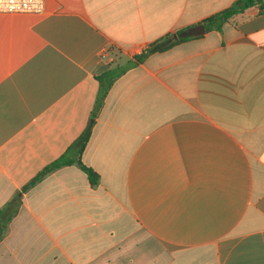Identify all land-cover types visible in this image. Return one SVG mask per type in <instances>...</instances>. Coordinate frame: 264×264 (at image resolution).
Instances as JSON below:
<instances>
[{
    "label": "crops",
    "instance_id": "0c3cea01",
    "mask_svg": "<svg viewBox=\"0 0 264 264\" xmlns=\"http://www.w3.org/2000/svg\"><path fill=\"white\" fill-rule=\"evenodd\" d=\"M236 1L0 13V264H264V0L135 60ZM88 130L97 185L74 164L25 190Z\"/></svg>",
    "mask_w": 264,
    "mask_h": 264
},
{
    "label": "trees",
    "instance_id": "16d2710c",
    "mask_svg": "<svg viewBox=\"0 0 264 264\" xmlns=\"http://www.w3.org/2000/svg\"><path fill=\"white\" fill-rule=\"evenodd\" d=\"M260 6L263 7V0H237L234 2L229 8L209 17L203 22V25L206 28L207 32L210 31H220L223 28V25L227 23L230 19L234 16L243 13L249 8ZM188 29L179 30L174 34H167L165 37L153 42L148 49H146L142 54L135 57L137 62L144 61L148 56L165 52L174 46L189 41L191 39H195L198 37H181L182 34L187 31ZM178 35L179 39L175 40L174 36ZM128 68H118L116 72H111L107 74L104 78H108L107 89H109L113 83L116 81L118 77H120ZM104 78H98L99 81L102 82ZM90 136V131L88 130L79 143L75 145L72 154H66L62 158H60L57 162H55L48 171H45L39 176L35 181H33L29 186L25 188L27 190L30 186L34 185L38 180H40L44 175L48 172L62 168L68 165H78L82 170L86 172L89 177L90 182L92 185H97L99 182V175L92 169L86 166L82 162V153L85 150L87 141ZM21 204V196L17 197L13 201H11L4 209L0 211V240L4 237L5 233L8 230L9 223L13 220L16 216L18 209Z\"/></svg>",
    "mask_w": 264,
    "mask_h": 264
},
{
    "label": "built area",
    "instance_id": "2783aa9c",
    "mask_svg": "<svg viewBox=\"0 0 264 264\" xmlns=\"http://www.w3.org/2000/svg\"><path fill=\"white\" fill-rule=\"evenodd\" d=\"M45 12V0H0L1 14L42 15Z\"/></svg>",
    "mask_w": 264,
    "mask_h": 264
},
{
    "label": "water",
    "instance_id": "95a60500",
    "mask_svg": "<svg viewBox=\"0 0 264 264\" xmlns=\"http://www.w3.org/2000/svg\"><path fill=\"white\" fill-rule=\"evenodd\" d=\"M205 33H206L205 26L203 24H200V25L194 26V27L188 29L187 31H185L181 37H183V38H185V37H200V36L205 35ZM174 39L178 40L179 36L175 35Z\"/></svg>",
    "mask_w": 264,
    "mask_h": 264
}]
</instances>
